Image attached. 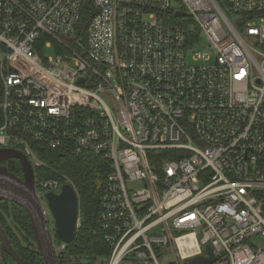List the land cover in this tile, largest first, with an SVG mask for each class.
Segmentation results:
<instances>
[{
  "label": "built area",
  "instance_id": "1",
  "mask_svg": "<svg viewBox=\"0 0 264 264\" xmlns=\"http://www.w3.org/2000/svg\"><path fill=\"white\" fill-rule=\"evenodd\" d=\"M90 2L81 35L83 0H0V149L48 222L37 151L90 153L107 264H264V0Z\"/></svg>",
  "mask_w": 264,
  "mask_h": 264
},
{
  "label": "trees",
  "instance_id": "2",
  "mask_svg": "<svg viewBox=\"0 0 264 264\" xmlns=\"http://www.w3.org/2000/svg\"><path fill=\"white\" fill-rule=\"evenodd\" d=\"M93 12L90 0H83L80 34L84 35L85 25ZM173 21L181 20L172 18ZM38 155L46 166L35 171L36 176L56 177L64 175L74 187L79 206L80 226L74 240L63 244L57 237L53 243L61 247L56 254L59 264H95L106 263L108 247L102 235L96 230L98 195L104 182L105 166L96 155L85 153L80 156L60 154L52 150H38ZM4 165L17 176H21V168L16 159H9ZM0 223L15 251L26 264H43L36 249L29 217L26 211L15 203L0 201ZM1 264H16L8 255H0Z\"/></svg>",
  "mask_w": 264,
  "mask_h": 264
},
{
  "label": "water",
  "instance_id": "3",
  "mask_svg": "<svg viewBox=\"0 0 264 264\" xmlns=\"http://www.w3.org/2000/svg\"><path fill=\"white\" fill-rule=\"evenodd\" d=\"M177 16L185 13L177 11ZM79 79L78 83H82ZM16 159L20 165L22 175L17 176L10 172L6 165L0 164V201H8L22 207L30 221V226L43 264H59L56 256L53 236L47 226L48 218L43 206L35 192L34 173L26 156L13 148L0 149V162ZM49 214L53 222L55 236L63 243L68 244L74 240L77 230L76 222L79 214L78 197L74 187L65 183L59 192L45 194ZM208 257L198 256L191 259L190 264H212L215 260L212 248L206 245ZM0 255L10 256L16 264H26L12 247L3 226L0 223ZM103 264V262H100Z\"/></svg>",
  "mask_w": 264,
  "mask_h": 264
},
{
  "label": "rangeland",
  "instance_id": "4",
  "mask_svg": "<svg viewBox=\"0 0 264 264\" xmlns=\"http://www.w3.org/2000/svg\"><path fill=\"white\" fill-rule=\"evenodd\" d=\"M174 5L176 4L174 1L172 2ZM232 17V16H231ZM45 53L46 54H53L54 52L50 49V50H46L45 51ZM49 219L51 220V216L49 215ZM48 224H47V226L49 227V229L50 230H52V228H53V225H52V223H50V222H47ZM61 250V247H55V251H56V254L59 252ZM189 263H190V260H189ZM1 264V263H0ZM95 264H100L99 262H96ZM105 264H107V261H106V263Z\"/></svg>",
  "mask_w": 264,
  "mask_h": 264
},
{
  "label": "flooded vegetation",
  "instance_id": "5",
  "mask_svg": "<svg viewBox=\"0 0 264 264\" xmlns=\"http://www.w3.org/2000/svg\"><path fill=\"white\" fill-rule=\"evenodd\" d=\"M8 161V160H7ZM7 161H5V162H0V164H5ZM48 224V223H47ZM53 225V224H52ZM51 231V234H52V236H53V240H54V238L56 237L55 236V234H54V231H53V228H52V230H50Z\"/></svg>",
  "mask_w": 264,
  "mask_h": 264
}]
</instances>
